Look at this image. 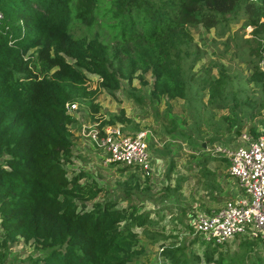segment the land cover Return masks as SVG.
Listing matches in <instances>:
<instances>
[{
  "label": "trees",
  "instance_id": "16d2710c",
  "mask_svg": "<svg viewBox=\"0 0 264 264\" xmlns=\"http://www.w3.org/2000/svg\"><path fill=\"white\" fill-rule=\"evenodd\" d=\"M0 14V264H264L259 236L242 234L230 250L225 242L203 245L196 233L190 239L166 233L162 210L145 208L152 194L149 185L140 187L136 168L118 167L127 178L113 190L71 170L69 126L77 124L65 110L67 102L87 100L95 112L97 91L114 96L121 81L145 85L148 74L146 93H127L140 106L166 104V123L158 130L162 147L149 139L148 149L169 154L168 176L178 157L170 142H178L175 150L186 143L198 151L187 170L193 166L212 190L217 183L205 166L227 161L204 153L200 127L210 128L209 140L230 144L243 127L240 118L252 117L264 101V0H0ZM240 20L250 26L249 38L229 33ZM199 29L214 31L211 46L220 58L232 42L228 53L246 73L230 74L231 62L215 59L194 69L205 54L193 39ZM250 86L256 92L252 102ZM175 99L184 101L191 116L185 127L170 113ZM225 108L229 115L214 122L213 110ZM203 114L207 120L201 123ZM97 119L100 125L128 122L122 109ZM223 130L227 136L219 140ZM247 131L264 135V124ZM181 178L163 193L176 192ZM227 195L211 197L220 202ZM187 221L182 227L192 232ZM19 241L32 245L30 254L8 258ZM143 241L161 244L153 262Z\"/></svg>",
  "mask_w": 264,
  "mask_h": 264
},
{
  "label": "rangeland",
  "instance_id": "374dc122",
  "mask_svg": "<svg viewBox=\"0 0 264 264\" xmlns=\"http://www.w3.org/2000/svg\"><path fill=\"white\" fill-rule=\"evenodd\" d=\"M243 20L232 25L229 33H238L244 38L250 37V26L242 27ZM202 34V35H201ZM203 37V41L202 38ZM193 39L196 41L199 48L205 53L202 55L201 60L198 61L194 67V69L200 68L202 64L207 65L211 61L218 60L221 62L229 61L231 62L229 66L228 73L232 74V72L236 69H240L242 73H246V69L243 64L238 62L235 57H232L228 52H232V42L229 41V47L226 51V57L220 58L215 54V51L212 49L211 40L216 39L215 33L213 30L208 32H204L202 29H199V32H194ZM254 44H251L253 46ZM204 47V48H202ZM219 49H224L223 45L217 44ZM149 75H145V85H141L137 79H133L131 83H127L126 81L120 82V87L114 92V96H110L103 91H97L92 103L97 104V111L93 112L88 104V101L78 102L74 101L76 105V109L73 110L70 115L75 119L76 125L69 126V130L72 134L73 146H72V159L69 164V168L73 171H85L94 179H96L97 183L103 186V190H113L115 182L120 180H125L127 175L122 172H118L117 168L122 167L120 165H111L108 162H105V154L104 152L98 148L97 146L90 143L86 136H84L81 131V125H87L94 121V118L99 116L104 117L106 113H117L120 109L123 110L125 117L128 119L126 123L116 122L115 124L119 125L121 129L128 133H133L136 131L145 132V143L148 149L149 139L153 141L154 146L158 149L162 147L164 139L161 138L159 134V128L161 124H165L166 121L161 117L162 109L166 106V104L161 103L155 109L151 107H144V105H139L132 98L127 97V93L137 94L136 90H140L141 92L146 93L148 89V85L150 84ZM88 85L92 88L95 87L96 81L94 79L89 80ZM133 88V89H131ZM233 90H236L234 87ZM236 92V91H235ZM256 97V92L254 88L249 87V91L247 93V101L252 102ZM207 95L202 96V101H206ZM146 103H148L144 100ZM171 105L170 113L178 115L182 120V127L187 126L191 121V116L187 113L184 105V101L182 99H175L169 101ZM256 105V104H255ZM254 105V106H255ZM156 112V113H155ZM254 114L252 117L244 116L240 118V122L243 124V127L240 129L238 135L233 134V140L237 141L240 134L245 133L249 126L258 127L260 124H264V101L261 102L259 109L253 110ZM212 119L215 122L222 115H229L227 109H215L212 112ZM207 120L206 115H202L201 123H204ZM212 126V125H210ZM234 128L231 130V132ZM201 135L203 139L206 140L207 144L204 153L209 154L213 157L221 156L219 153L212 151L215 144V139H211V130L205 124H202L200 127ZM226 131H221V135H219V140L225 138ZM250 134V133H249ZM262 135V134H260ZM218 136V135H217ZM178 142H170L172 154H177V161L174 165V168L171 170L168 176H166V168L169 164V154L158 156L156 153L151 150H147L151 157L152 170L149 175H145L141 173L138 169L133 170L137 176H139V184L140 187L143 185H149L151 196L145 198V208L150 211H155L161 209V213H164V217L161 220V223L165 224L166 233L177 234L180 237H184L186 239H190L193 237L194 231L190 232L187 229L183 228V224L188 223V217L190 222H192V217L190 216L194 210H213L219 207L223 201L232 198L231 190H238L236 181L232 178L227 172V163L212 161L205 166V169L211 173H214V182L217 185L213 186V189L210 190L206 186L203 185L202 176L196 171L193 170V166L187 170L186 163L187 161H192L196 158L198 151H193L186 143H181V149L175 150V145ZM204 143V142H203ZM132 171V170H131ZM183 177L179 181V189L176 192L171 194L163 193L164 186L172 187L175 184L176 177ZM146 177V179H145ZM235 190V191H236ZM239 191V190H238ZM228 193L229 195L223 196L222 201L216 202L212 195H218L221 193ZM99 193L98 196H100ZM124 205V202L121 203ZM191 218V219H190ZM180 221V223H179ZM171 223V224H170ZM241 235H236L231 240L225 242V247L230 250L235 248V245L239 241ZM142 238V237H141ZM201 243L204 245L206 242L203 241L200 237ZM145 242V241H143ZM160 243L149 244L145 242V247L147 252L150 253L149 262H153L155 256L160 248ZM32 249V245L27 243H22L19 241L18 243L9 247L8 258L16 255L18 258H24L27 254H30ZM158 262V259H156Z\"/></svg>",
  "mask_w": 264,
  "mask_h": 264
},
{
  "label": "built area",
  "instance_id": "2783aa9c",
  "mask_svg": "<svg viewBox=\"0 0 264 264\" xmlns=\"http://www.w3.org/2000/svg\"><path fill=\"white\" fill-rule=\"evenodd\" d=\"M263 62L264 59L260 65ZM76 105L74 101L67 102L66 113L70 114ZM80 131L104 152L105 162L150 174L145 132L128 133L117 124L100 125L99 119L81 125ZM212 151L226 159L227 172L235 179L239 191L236 190L232 198L209 212L194 210V233L212 244L227 242L241 234L264 238V135L252 136L245 132L230 144H215Z\"/></svg>",
  "mask_w": 264,
  "mask_h": 264
},
{
  "label": "crops",
  "instance_id": "0c3cea01",
  "mask_svg": "<svg viewBox=\"0 0 264 264\" xmlns=\"http://www.w3.org/2000/svg\"><path fill=\"white\" fill-rule=\"evenodd\" d=\"M236 190V189H235ZM235 190H231V196L233 197L234 196V192H235Z\"/></svg>",
  "mask_w": 264,
  "mask_h": 264
},
{
  "label": "water",
  "instance_id": "95a60500",
  "mask_svg": "<svg viewBox=\"0 0 264 264\" xmlns=\"http://www.w3.org/2000/svg\"><path fill=\"white\" fill-rule=\"evenodd\" d=\"M202 144H204V143H202Z\"/></svg>",
  "mask_w": 264,
  "mask_h": 264
}]
</instances>
